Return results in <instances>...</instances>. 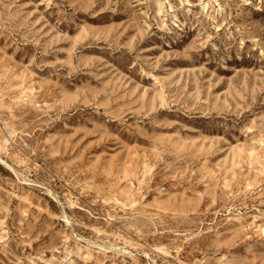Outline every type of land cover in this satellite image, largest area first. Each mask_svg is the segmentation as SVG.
I'll use <instances>...</instances> for the list:
<instances>
[{"label":"rangeland","instance_id":"obj_1","mask_svg":"<svg viewBox=\"0 0 264 264\" xmlns=\"http://www.w3.org/2000/svg\"><path fill=\"white\" fill-rule=\"evenodd\" d=\"M0 264H264V0H0Z\"/></svg>","mask_w":264,"mask_h":264}]
</instances>
